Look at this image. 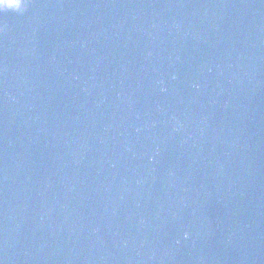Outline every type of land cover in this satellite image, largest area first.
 I'll return each mask as SVG.
<instances>
[{"label": "water", "instance_id": "1", "mask_svg": "<svg viewBox=\"0 0 264 264\" xmlns=\"http://www.w3.org/2000/svg\"><path fill=\"white\" fill-rule=\"evenodd\" d=\"M0 264H264V0L0 11Z\"/></svg>", "mask_w": 264, "mask_h": 264}, {"label": "clouds", "instance_id": "2", "mask_svg": "<svg viewBox=\"0 0 264 264\" xmlns=\"http://www.w3.org/2000/svg\"><path fill=\"white\" fill-rule=\"evenodd\" d=\"M26 3L27 0H0V11L21 12Z\"/></svg>", "mask_w": 264, "mask_h": 264}]
</instances>
